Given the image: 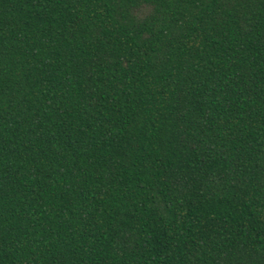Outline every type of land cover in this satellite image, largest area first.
<instances>
[{"label": "trees", "instance_id": "obj_1", "mask_svg": "<svg viewBox=\"0 0 264 264\" xmlns=\"http://www.w3.org/2000/svg\"><path fill=\"white\" fill-rule=\"evenodd\" d=\"M0 264H264V0H0Z\"/></svg>", "mask_w": 264, "mask_h": 264}]
</instances>
